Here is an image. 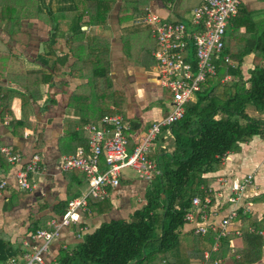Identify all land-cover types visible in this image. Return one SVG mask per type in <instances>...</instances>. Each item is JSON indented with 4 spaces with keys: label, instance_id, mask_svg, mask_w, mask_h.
I'll list each match as a JSON object with an SVG mask.
<instances>
[{
    "label": "crops",
    "instance_id": "0c3cea01",
    "mask_svg": "<svg viewBox=\"0 0 264 264\" xmlns=\"http://www.w3.org/2000/svg\"><path fill=\"white\" fill-rule=\"evenodd\" d=\"M199 2L200 0H115L104 25L85 22L80 24V29L84 32L74 42L71 41L72 52L67 43L69 32H65L53 44L55 55L67 57L63 72L51 76L50 81L58 84L40 83L35 98L26 91L28 104L23 108L20 98L15 95L11 100V113L0 117V174L8 182L6 188L0 190V229L12 242L20 240L25 251L40 244L39 239L31 238L36 231L33 230L34 226L46 228L49 219L58 216L56 207L60 201L68 202L87 189L85 175L76 169L63 170L61 160L63 156L86 145L88 132L85 126L99 121L91 122L99 107L93 98L90 100L86 95H90L91 89L100 91L104 81L97 68L92 70L93 83L88 87L84 83L89 69L87 66H80L72 70V63L80 58L84 60L93 56L94 51L90 54V45L93 50L107 45L109 79L123 88L125 102L122 114L131 124L127 135L128 147H132L154 121L163 118L170 111L172 102L171 91L163 87L157 78V67L152 55L156 42L151 25L143 22L146 9L165 20L187 22L192 9ZM241 4L254 19L262 18V0H241ZM17 13L20 15L25 11L19 10ZM12 28L15 30L13 34H7L0 20V73L8 75L0 79V84L25 91L20 85L21 77L25 71L40 68L38 54L49 38L50 25L47 18L24 16L20 24L13 23ZM257 28L258 26L253 27L252 31ZM238 31L240 34L245 32L244 26H240ZM238 47H242L241 44H237ZM254 59V52L244 54L241 58L240 70L245 78L253 68ZM12 121L22 124H13ZM159 134L149 151V157L155 161L173 148L170 128L161 129ZM168 139L171 145L167 142ZM5 146L19 154L18 164L7 160L5 153L1 151ZM34 153L40 156V169L30 175L32 188L29 191L18 189L15 171ZM222 164V168L212 174L213 179L209 184L212 203L206 212L204 223L207 226L216 224L228 214L232 207L226 200L230 188L248 173L253 174V182L246 187L234 207L241 208L243 214H250L252 220L262 219L264 201L253 198L264 194V138L254 136L241 143L237 151L224 155ZM81 179L85 180L79 184ZM148 183L123 172L119 185L108 188L103 201H91L87 204V209L80 212L78 222L82 225L79 231L74 232L70 225L61 228L59 237L49 243L48 250L44 253L45 262L55 264L60 244L72 247L82 239L85 232L93 231L101 222L128 218L145 203L144 193ZM72 191H76L74 195L70 194ZM202 222L201 218L195 217L192 222H184L181 230L191 233ZM243 227L251 229L238 216L230 220L226 232L229 252L224 257L217 258L220 259L219 264H233L231 255L235 249L242 247L240 231ZM259 234L264 235V227ZM201 235L207 239L212 232ZM262 251L261 258L250 264H264V245Z\"/></svg>",
    "mask_w": 264,
    "mask_h": 264
},
{
    "label": "trees",
    "instance_id": "16d2710c",
    "mask_svg": "<svg viewBox=\"0 0 264 264\" xmlns=\"http://www.w3.org/2000/svg\"><path fill=\"white\" fill-rule=\"evenodd\" d=\"M114 2L115 0H0V20L7 34H13L15 30L12 24L19 25L24 16L47 18L50 25L49 38L38 54L40 68L25 71L21 77L20 85L25 91L0 84V117L11 113V100L15 95L20 98L23 108L28 104L26 91L35 98L40 83L58 84L50 81L51 76L63 72L67 57L55 55L53 44L61 35L69 32L67 43L72 52L71 41L74 42L84 32L80 29V24L85 22L104 25ZM19 10L25 13L19 15ZM189 21L190 19L187 22ZM242 25L245 32L240 34L238 30ZM226 33L228 42L223 52L229 56L231 63L215 61L216 74L205 78L200 90L185 104L183 116L171 125L173 148L170 152L161 154L156 161L160 173L154 175L148 183L144 193L145 203L126 219L101 222L93 231L85 232L82 239L72 247L60 244L55 256L56 264H161L162 261L166 264H191L198 261L213 264L215 259L222 258L229 252L228 236L225 235L219 239L218 249L210 252L209 257L204 259L203 252L210 250L214 233L204 239L200 233L181 230L185 222L184 216L191 208L192 198L212 196L208 191L209 184L213 179L212 174L222 168L224 155L237 151L241 143L254 136L264 138V8L262 18L256 20L240 3L236 15L228 23ZM237 44L242 47L237 48ZM89 50L90 54L94 51V55L74 61L71 68L74 70L87 66L89 71L85 75L84 84L88 87L93 83L92 70L100 69L103 88L97 92L91 89L90 95H86V98H93L98 104L97 115L91 120L96 122L103 115L122 113L125 95L123 88L109 79L107 45L94 50L90 45ZM249 52H254L255 59L249 76L245 78L240 64L242 56ZM188 60L192 66L195 64L192 51ZM225 74L229 78L223 80ZM4 77L8 75L0 73V79ZM13 122L22 124L19 121ZM82 147L86 148L87 143ZM100 166L103 167V164ZM84 180L81 179L79 184ZM75 192L70 194L74 195ZM253 199L264 201V194ZM101 200L104 198L90 197L87 204ZM66 206L67 200L58 203V216L65 213ZM236 216L242 223L247 222L251 229H241L242 247L233 251V264L256 262L263 254L264 235L259 234V231L264 227V214L262 219L255 221L250 214H243L239 208ZM81 225L82 223L75 222L70 227L77 232ZM37 229L39 228L35 225L33 230ZM24 252L20 240L12 242L0 229V264L11 258L20 259Z\"/></svg>",
    "mask_w": 264,
    "mask_h": 264
},
{
    "label": "built area",
    "instance_id": "2783aa9c",
    "mask_svg": "<svg viewBox=\"0 0 264 264\" xmlns=\"http://www.w3.org/2000/svg\"><path fill=\"white\" fill-rule=\"evenodd\" d=\"M240 3L241 0H200L192 9L189 22L165 20L146 9L143 22L152 28L156 42L152 55L158 80L171 91L170 111L163 118L154 121L131 149H128L129 123L122 113L103 115L96 123L87 124V147H79L61 160L63 170L76 169L85 175L86 191L68 200L64 214L51 217L46 228L37 229L32 234L31 238L39 239L40 244L25 251L20 259L11 258L4 264H47L44 253L48 250L49 243L59 237L61 228L79 221L80 212L87 209L88 198H104L108 194V188L119 185L124 168L132 169L137 177L146 182L160 173L157 162L149 157L152 143L163 127L170 128L183 116L185 104L200 90L205 78L216 74L215 61L231 63L229 56L223 51L228 23L236 15ZM190 51L195 58L193 66L188 60ZM228 78L229 75L224 76V79ZM1 151L10 163L20 162L19 154L14 153L10 147H2ZM39 169L40 156L34 153L16 169L17 187L25 191L31 190L30 175ZM252 182L253 174L248 173L240 182L232 184L226 199L232 207L216 224L207 226L204 223L206 212L212 203L211 196L192 198L191 208L186 212L184 221L192 222L195 217H199L203 222L192 231L200 234L210 231L214 233L210 250L203 253L204 259L209 257L210 252L218 249L219 239L226 235L230 220L236 216L237 208L234 205ZM7 184L6 177L0 174V190L5 189ZM219 262L220 259L214 260V264ZM162 264L166 262L162 261ZM196 264L204 263L198 261Z\"/></svg>",
    "mask_w": 264,
    "mask_h": 264
},
{
    "label": "rangeland",
    "instance_id": "374dc122",
    "mask_svg": "<svg viewBox=\"0 0 264 264\" xmlns=\"http://www.w3.org/2000/svg\"><path fill=\"white\" fill-rule=\"evenodd\" d=\"M168 91V90H167ZM160 135V134H159ZM167 142L171 145L172 143H171V141L168 139L167 140ZM123 172H127V173H130L131 175H133V176H137V174H136V172L135 171H133L132 169H130V168H124L123 169Z\"/></svg>",
    "mask_w": 264,
    "mask_h": 264
}]
</instances>
